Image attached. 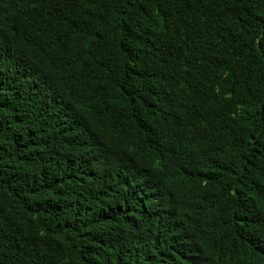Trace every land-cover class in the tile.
Segmentation results:
<instances>
[{
  "label": "trees",
  "instance_id": "1",
  "mask_svg": "<svg viewBox=\"0 0 264 264\" xmlns=\"http://www.w3.org/2000/svg\"><path fill=\"white\" fill-rule=\"evenodd\" d=\"M0 264H264V0H0Z\"/></svg>",
  "mask_w": 264,
  "mask_h": 264
}]
</instances>
